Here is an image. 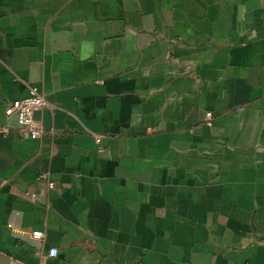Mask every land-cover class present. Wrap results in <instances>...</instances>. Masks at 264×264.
Masks as SVG:
<instances>
[{"label": "crops", "instance_id": "0c3cea01", "mask_svg": "<svg viewBox=\"0 0 264 264\" xmlns=\"http://www.w3.org/2000/svg\"><path fill=\"white\" fill-rule=\"evenodd\" d=\"M0 128V264H264V0H0Z\"/></svg>", "mask_w": 264, "mask_h": 264}, {"label": "built area", "instance_id": "2783aa9c", "mask_svg": "<svg viewBox=\"0 0 264 264\" xmlns=\"http://www.w3.org/2000/svg\"><path fill=\"white\" fill-rule=\"evenodd\" d=\"M46 102L37 87H32L30 89V95L28 98L23 100H16L10 104L6 111V117L11 119L15 118L20 126V131L23 135L36 140L39 139L44 131L38 126L36 120V114L44 106ZM211 118V114H208ZM10 133L8 128H0V137L6 136ZM96 142L101 145L102 137H96ZM55 187L54 182H49V188L53 190ZM34 239L40 240L43 237L42 231H35L32 234ZM59 256V250L57 248H51L49 251L50 258H57ZM19 264V263H15Z\"/></svg>", "mask_w": 264, "mask_h": 264}]
</instances>
